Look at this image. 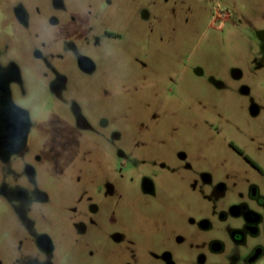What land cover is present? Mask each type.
Returning <instances> with one entry per match:
<instances>
[{
  "label": "rangeland",
  "instance_id": "rangeland-1",
  "mask_svg": "<svg viewBox=\"0 0 264 264\" xmlns=\"http://www.w3.org/2000/svg\"><path fill=\"white\" fill-rule=\"evenodd\" d=\"M109 1L67 0L70 11L82 18L91 4V28L75 23L54 27L39 18L38 26L21 31L10 46L28 89L24 103L39 123L28 158L40 155L38 178L51 197L37 207L40 224L55 240L56 259L68 264L85 262L88 245L97 261L104 262L114 245L111 232L121 229L135 240L152 231L145 219L166 211L162 200L167 189L172 199H179L181 183L179 178L162 183L161 197L149 203L141 195L137 175L151 164L138 159L152 152L171 158L175 150L185 148L224 152L223 144L209 146L208 138L232 137V85L237 83L232 69L248 77L251 70L262 68L255 46L257 32L264 29V0ZM218 10L231 16L224 31L216 29L226 19L216 14ZM212 19L218 21L212 24ZM79 53L95 62V72L80 71ZM195 67L203 74L197 75ZM58 73L67 77V84L54 95L49 85L51 75ZM212 80L223 87H215ZM73 101L89 130L78 127ZM118 150L133 156L123 170ZM106 182L111 191L120 187L122 195L109 197L96 217L100 225L81 237L70 208L75 204L84 209L81 193ZM20 229L13 211L2 204L1 261L17 254Z\"/></svg>",
  "mask_w": 264,
  "mask_h": 264
},
{
  "label": "flooded vegetation",
  "instance_id": "flooded-vegetation-1",
  "mask_svg": "<svg viewBox=\"0 0 264 264\" xmlns=\"http://www.w3.org/2000/svg\"><path fill=\"white\" fill-rule=\"evenodd\" d=\"M90 8L89 3L82 18L70 11L67 0H0V208L4 203L9 206L21 227L15 240L17 254L10 261L0 260V264H68L56 259L55 240L40 224L42 215L37 207L47 204L51 197L38 178L40 155L28 158L39 123L24 103L28 89L10 46L21 31L38 26L39 18L54 27L75 23L91 28L94 13ZM216 14L226 16L216 27L224 31L231 16L219 10ZM215 19L212 24L218 21ZM257 40L255 50L263 59L261 70H251L246 77L232 69V80L237 82L232 85V137L208 138L209 146L220 143L225 151L185 148L175 150L171 158H158L154 152L139 158L151 164L149 170L137 175L141 195L151 203L161 197L162 183L179 178V199H172L167 189L162 200L166 211L145 219L151 232L135 240L121 229L111 232L114 245L107 250L105 261H97L96 251L88 245L87 260L81 264H264V29L257 32ZM76 59L81 72H95L96 64L90 57L79 53ZM194 72L203 74L199 67ZM249 77L257 79L258 85H252ZM212 82L217 88L223 87L216 80ZM66 84L64 74L51 75L49 86L54 95H59ZM72 108L78 127L89 130L76 101ZM118 154L122 170L133 162V156L122 150ZM109 187L111 183L106 182L95 191H83L84 209L71 206L77 215L73 226L79 236L86 237L100 225L96 217L109 197L122 195L120 187L114 191ZM123 242L126 247L119 245ZM110 257L118 260L109 261Z\"/></svg>",
  "mask_w": 264,
  "mask_h": 264
}]
</instances>
